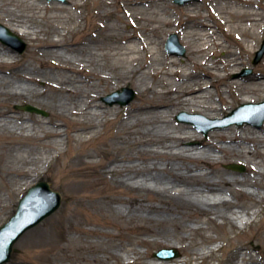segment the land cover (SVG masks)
<instances>
[{"label":"bare ground","instance_id":"1","mask_svg":"<svg viewBox=\"0 0 264 264\" xmlns=\"http://www.w3.org/2000/svg\"><path fill=\"white\" fill-rule=\"evenodd\" d=\"M124 2L132 12L157 8L165 13L162 21H156V16L149 14V24L175 26L174 15L168 13L167 0ZM98 3L105 9L110 6L109 0H98ZM186 10L190 14L183 21L188 25L187 37L182 34L184 39L187 38L188 46V55L184 59L162 55L158 26L153 31L149 29L152 39H148L107 22L106 32L113 34L105 46L104 39L94 32L81 40L40 39L41 30L15 15L12 26L21 28L20 33L26 37L33 36L32 55L42 58L41 68L11 67L16 63L9 61L13 54L0 48V95L26 97L41 92L40 83L53 94L61 95L58 118L42 130L39 126L35 128L30 119L17 120L12 111L0 108V133L6 131L24 137L61 140L64 131L60 127L64 125L65 131L69 132L65 135L67 140L89 141L99 134L100 127L113 122L119 133L112 139L121 140L124 134L132 138V153L113 155L103 162L91 160V164L96 163L99 168L94 172H81L82 179L69 187L72 192L90 193L88 205L99 209L104 205L109 215L122 221L119 225L110 220L103 223L115 228L116 233L80 229L84 236L103 237L112 242L111 247L97 243L90 245L88 251L95 264H129L130 258L135 260L147 255L136 245L151 249L160 243L187 240L188 237L172 234L167 225L173 224L177 231L198 232L201 228L192 230L188 224L198 222L201 215L208 216L207 224H215L220 219L231 228L241 230L254 222L258 210L246 206L238 198L264 200V194L259 192L264 191V126L260 130L249 124L216 129L204 140L189 124L173 120L177 110L219 117L231 105L254 102L260 94L264 95V57L258 65L250 64L258 43V25L264 22V8L257 0H211L207 16L202 17L197 6ZM112 14L105 17H114ZM124 15L128 13L124 12ZM124 15L117 17L123 19ZM215 21L221 25L220 29L216 28ZM55 33L62 32L56 29ZM218 52L221 56H216ZM243 67H251L253 74L231 80L230 76ZM41 69L53 71L51 78L41 74ZM13 76L16 79H10ZM122 83L139 90L137 102L117 109L99 101L101 94ZM213 90L217 95L226 90L227 95L216 102L212 97ZM192 141L199 146L185 145ZM96 156L88 154L91 159ZM19 157L21 155L16 159ZM223 158L245 160L247 174L239 178L235 173L221 169ZM254 162L260 169L253 166ZM47 166L51 167L53 163ZM12 174L20 179L31 178L29 171L13 168L8 176ZM103 184L109 190L116 187L122 191L110 193ZM239 186L253 187L256 191L241 190ZM122 192L136 195L125 199ZM70 197L76 200L75 194ZM67 220L61 216L46 224L25 239L24 247L44 246L51 254L67 252L62 243L70 241L68 232L74 230L66 225ZM143 235L152 239L142 238ZM122 239L128 240L129 244L115 243ZM215 241L219 239L207 238L202 244ZM195 246L197 248L187 251L179 262L142 264H191L212 257L223 245L215 248ZM243 250L247 252L242 254ZM235 258L240 264H264V255L257 259L248 254L246 246L237 249Z\"/></svg>","mask_w":264,"mask_h":264},{"label":"rangeland","instance_id":"2","mask_svg":"<svg viewBox=\"0 0 264 264\" xmlns=\"http://www.w3.org/2000/svg\"><path fill=\"white\" fill-rule=\"evenodd\" d=\"M123 1V2H122ZM109 0L110 6L106 7L98 3V0H66V3L58 1H47V0H31V2L23 0H0V24L8 28L12 33L16 34L24 43H26V50L23 54H18L13 48L0 42V48L8 49L12 54L13 58L9 59L16 62L11 67H24V68H41V57L32 55V37H26L20 33L21 28L13 27L12 20L14 15L16 18L23 20L30 24L34 28L41 30L39 33L40 39H53L63 38L67 41L81 40L85 38L90 32H94L99 38L104 39L105 42L111 39V34L106 32L105 25L107 22L115 24L116 28L128 33H134L144 38L152 39L149 29L153 31L155 26H158V31L161 33L158 35L160 42V51L162 55H170L166 52L165 45L170 34H176L179 43L185 49L183 56L173 55L176 58L184 59L188 55V46L186 45V39L182 37L185 34L187 37V27L183 21L187 19L190 12L191 6L198 7L201 16H207L209 14V5L211 0H195L178 5L173 0H167L169 6V15H174L175 26L165 27L162 24H149V14L156 16V21H162L165 19V13L161 12L157 8H146L142 11L132 12L129 7L125 4L124 0ZM136 1V0H129ZM232 0H222V2H230ZM260 3V7L264 8V0H257ZM74 2V3H73ZM32 3V4H31ZM77 3V5H75ZM104 10V12H103ZM113 13L114 17H105L109 13ZM127 12L128 15H124ZM132 13V14H131ZM124 15L123 19H120ZM105 18H104V17ZM119 16V17H117ZM180 21V24H178ZM217 29L221 28L218 22H214ZM131 26V28H128ZM13 28V29H12ZM58 29L62 32L56 35L55 30ZM117 33V31H114ZM264 39V22L258 25V43L255 48V52L259 50L262 40ZM233 48L235 44L231 45ZM255 54V53H254ZM216 56H221V52H218ZM144 57V55H142ZM262 56L261 60L263 59ZM53 61H57L55 58H51ZM254 55L250 59L251 65H258L261 60L257 63H253ZM248 69L250 71L247 75H241L243 70ZM251 67H243L236 73L230 76L231 80L239 79L240 77H246L253 74ZM45 73L49 78L53 74L51 70L41 69V74ZM110 75H112L110 73ZM10 79H16L11 77ZM41 92L33 93L26 97L13 98L5 95H0V108L3 110L12 111L13 116L17 120L30 119L34 122V127H40L44 129L48 127V123L58 118V101L61 95L53 94L44 88V84H38ZM131 89L135 98L128 104L120 106L117 104L108 105L104 98L121 88ZM226 90L224 93L217 95L216 91H212V97L214 101H218L219 97L226 96ZM140 99L139 90L131 85L125 86L124 83L119 84L117 88L101 94L99 101L103 102L109 108H125L130 104L137 102ZM264 101V95L260 94L258 99L250 103H260ZM244 103L234 104L220 115L219 117L209 118L199 112H186L185 110H177L173 115L175 123L188 124L178 122L176 116L180 112H186L187 114H200L204 119H196L198 125H189L196 130L200 135L201 139H207L201 132L202 129L210 126L213 122L206 121L208 119L214 120L225 117L228 113L233 111L235 108ZM31 105L46 112V116H42L36 113L27 112L24 110L16 109L15 106ZM253 119H256L253 118ZM191 120V119H190ZM248 123H243L245 125ZM256 130H260L264 126V122L260 128H256L254 125L249 124ZM236 126V125H230ZM228 126V127H230ZM240 126V125H239ZM64 131L61 140L60 139H37L33 137H24L18 133L2 132L0 133V227L5 224L9 218L15 213L18 201L24 196L27 189L35 185L40 181H46L51 190L58 192L61 198V204L59 209L54 212L51 216L42 221L37 227L28 231L15 245L11 260L8 264H95L92 262V254L88 251L90 245L97 243L105 247H111L112 242L107 238H95L84 236L80 232L97 230L99 232L116 233L117 230L113 227H106L103 225L104 222L110 220L116 224H122L121 219L115 218L109 215L105 211L104 205H101L100 209L87 204V201L91 198L90 193H76L69 190L75 182L81 180V172H94L99 168L95 164H91V160L94 162H103L105 159L112 157L113 155L125 156L132 153V138L128 135H123V139L115 140L112 139L113 135L119 133V128L115 126L113 122H108L100 127L99 134L90 139L89 141H70L65 138L67 129L64 125L60 127ZM216 130V129H214ZM68 131V130H67ZM36 134L41 135L42 132ZM187 146H199L196 142H189L185 144ZM88 154H96L94 159L88 157ZM16 159L17 156H20ZM83 157V158H81ZM36 160V161H35ZM34 162V164H33ZM36 162V164H35ZM53 163V166L48 167L47 165ZM238 165L242 166L243 171L238 172L231 170L228 166ZM253 166L260 169V165L255 162ZM20 171H29L30 179H20L17 175H10L8 173L12 169ZM221 169L235 173L239 178L244 174H247V166L245 160L235 161L228 158L221 159ZM34 169V170H33ZM109 177V176H108ZM107 177V178H108ZM102 187L109 190L108 187L103 184ZM239 189L253 192L256 191L253 187H242ZM119 188H111L110 193L121 192ZM261 194H264L263 190H259ZM70 194L76 195V200L73 201ZM136 194L122 192V197L127 199L131 198ZM143 196V194H138ZM228 199L232 197L226 194ZM241 203L248 207H252L254 210H258L252 224H247L243 229H233L228 224L223 223L222 220L217 219L215 224H207L206 220L208 216H200L198 222L189 223L190 229L201 228L200 231L194 232L188 229L175 230L173 224L167 225V229L176 235H182L188 237L184 241L177 242L173 240L171 244L160 243L158 247L147 249L144 246L136 245L137 249L141 252L147 253V255L134 260L129 259V264H142L160 261L153 256L154 253L160 249H174L179 252V257L170 260L173 262L182 260L186 256V252L197 248L195 245H203L207 247L215 248L223 245L219 251H215L212 257L205 259H199L191 264H240V260L235 258V254L238 248L246 246L248 248V254L255 258H260L264 255V200L261 201L259 197L247 198L239 197ZM118 205H114L117 207ZM194 215V212H193ZM197 215V214H196ZM65 216L67 217L66 224L69 228L68 235L70 241L63 242L62 245L66 247V251L59 252L58 254H51L46 251L44 246L34 245L29 248L24 247V241L29 236L38 232L46 224L56 220L57 218ZM178 222L179 219L177 220ZM207 225L209 228H206ZM120 227V226H119ZM142 238L151 240L152 237L142 236ZM207 238H218L219 241H215L211 244H202ZM79 240V241H78ZM75 241L76 249H75ZM74 242V243H73ZM117 244H129L128 240H118ZM247 252L246 250L241 251L242 254ZM247 256V255H246ZM180 264V263H179Z\"/></svg>","mask_w":264,"mask_h":264},{"label":"water","instance_id":"3","mask_svg":"<svg viewBox=\"0 0 264 264\" xmlns=\"http://www.w3.org/2000/svg\"><path fill=\"white\" fill-rule=\"evenodd\" d=\"M51 1V0H48ZM66 2V0H57ZM191 0H174L177 4H184ZM0 41L6 45L12 46L18 53L22 54L26 49V44L10 30L0 24ZM178 50H177V49ZM166 50L170 54L184 55L185 50L178 44L176 35L172 34L166 44ZM264 54V40L260 50L256 53L254 63H258ZM249 73L244 70L243 75ZM123 94L119 91L107 96L105 100L109 105L119 104L121 106L129 104L134 99V92L129 89H122ZM29 112H35L45 116L46 114L32 106L16 107ZM238 115H245L246 118L238 120ZM257 115H259L257 117ZM185 113H180L178 121H186ZM256 116V119L251 118ZM193 118L200 117L198 115L191 116ZM249 117V118H248ZM243 122L251 123L255 127H261L264 122V102L259 104H244L235 109L222 120H214V124L203 130L206 135L210 130L215 128H224L226 126L242 124ZM233 170L242 171L241 168L230 166ZM61 203L60 195L50 189L49 184L45 181L38 182L30 187L26 194L19 200L15 213L10 217L7 223L0 227V264H6L10 261L14 245L29 230L36 227L44 219L52 215ZM159 260L169 261L179 257V253L175 250H160L153 254Z\"/></svg>","mask_w":264,"mask_h":264}]
</instances>
